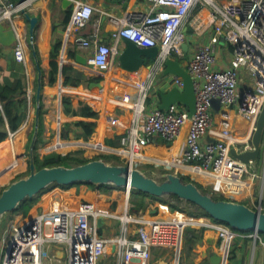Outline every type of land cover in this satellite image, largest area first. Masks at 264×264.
I'll return each instance as SVG.
<instances>
[{"label":"built area","instance_id":"1","mask_svg":"<svg viewBox=\"0 0 264 264\" xmlns=\"http://www.w3.org/2000/svg\"><path fill=\"white\" fill-rule=\"evenodd\" d=\"M35 1L23 0L19 3L0 0V24L13 27L14 16L28 11ZM70 1L72 11L69 25L72 30L80 31L90 22L94 8L83 0ZM146 1L150 6L144 13H131L123 18L110 16V21L116 27L112 34L115 41L128 40L140 49L156 47L157 55L144 77L134 79L138 71L129 74V80L133 79L137 92L131 106L129 125L120 137V147L111 148L97 143L100 144L99 149L92 146L98 153L95 156L102 158L114 153L123 165L136 168L146 161L144 149L153 138L160 137L171 144L186 130L185 149L178 161L180 164L176 165H195L205 176L211 174L214 179L208 193L213 196L227 199L224 185L244 192L249 185L245 177L249 175L251 163H243L230 154L227 139L234 122L229 114L236 108L237 114L251 123L252 132L264 103V0ZM190 23L198 35L211 32L209 42L198 47L185 67L193 79L195 111L190 114L178 104L171 105L167 110H159L160 101L154 108L149 107L148 100L156 74L163 73L168 59L181 61L186 56L182 46L186 39L185 29ZM13 32L17 41L15 59L24 63L19 34ZM220 40L233 49L230 66L223 70L214 69ZM73 44L80 50L93 47L86 58V65L102 72L109 70L117 53L115 47L96 44L80 34L74 36ZM241 70L249 73L253 82L252 91H238ZM170 77L167 83L171 88L181 89L182 79ZM211 99H218L221 105L220 138L202 144L203 137L214 122ZM14 135L15 132H9L8 138L12 139ZM128 194L126 191V196ZM261 195L257 208L264 211ZM126 196L119 213L113 210L102 213L95 203L81 202L76 207L46 206L31 218L12 223L7 230H2L0 236V264L59 263L56 251L63 254V264H100L109 255L112 257L110 264H154L150 262V252L158 247L173 249L175 264H179L178 247L182 245L186 228L215 231L219 238V249L223 251H228L231 240L242 235L205 215L192 217L177 211L174 213L176 215L171 214L172 217L153 219L142 215L143 212L131 213L129 196ZM103 218L119 222L116 235L103 237L99 234L97 221ZM132 226H135L134 233ZM254 238L264 252L262 237L258 235Z\"/></svg>","mask_w":264,"mask_h":264},{"label":"crops","instance_id":"2","mask_svg":"<svg viewBox=\"0 0 264 264\" xmlns=\"http://www.w3.org/2000/svg\"><path fill=\"white\" fill-rule=\"evenodd\" d=\"M83 1L92 5L94 11L88 25L80 31H74L70 27L69 21L72 5L63 7L62 0H36L28 9L29 15L37 18L33 41H31L29 36V24L23 15L17 14L14 16L13 27L10 28L19 34L20 45L25 55L24 63L16 61L14 56L17 41L10 46H5L0 40V90L3 87H10L15 82H18L23 94L16 97V99L26 100L28 105L27 111L21 115V124L15 131L14 137L12 139L8 138V141L0 146V192L14 180L28 174V146L35 126V95L37 89V66L32 54L33 50L37 54V61L42 71V89L40 96V110L42 107V113L39 122L36 155L42 157L56 153L63 156L75 155L82 159H87L85 158L87 156L86 154H90L94 155L91 159H95V155L98 153L94 151L92 146L98 149L97 143L107 144L108 146L106 147L112 145L111 148L120 147V137L125 133L129 125L131 106L135 100L137 91L132 81L133 79L129 80V77L128 79H123L119 75L120 66L117 58L119 53L125 48V45L123 41H115L112 38L116 27L110 21V16L114 15L123 18L131 13H144L149 9L150 5L146 0ZM4 25L5 27H9L8 24ZM5 32L3 30L4 34ZM185 33L186 36L191 37V42L185 58L179 61L183 68L186 67L188 59L196 53L198 47L208 43L211 37L210 31L203 35H198L191 23L186 27ZM77 34L90 38L96 44L115 47L117 53L113 56L109 70L102 72L95 67L86 64L83 65L77 61V56H80L86 61V58L90 56L91 50L93 49V47L88 50L78 49L73 44L74 36ZM57 45H59V52L55 61L58 65V71L54 77V82L50 83V63L53 60L50 54ZM232 56L233 50L224 41L220 40L216 48L214 69L223 70L229 67ZM65 66L74 69L65 75L71 79L72 84L68 86H64L63 84L64 75L62 74V68ZM147 71V68L142 67L138 70L134 79L144 77ZM169 77H165L162 72L156 74L154 88H152L151 97L148 100L149 107L154 108L158 104L157 102L160 101V94L166 93L171 89V85L167 83L171 79ZM91 84H98L100 87L99 89L96 87V89H90ZM252 88L253 82L249 77V73L246 70H241L238 77V91L244 93L252 91ZM63 96H69L73 107L78 110L81 109V105L91 104L94 100L92 106H96L97 117L95 120L86 119L87 121H95L96 123L95 133L89 140L63 136L62 129L64 124L73 119L71 115H65L62 111ZM79 103L81 104L79 105ZM78 112L80 114L81 111ZM220 115L221 113H216L212 109L214 122L207 134L203 137L202 144L220 138ZM229 117L234 122V128L230 137L227 139V144L230 148L236 147L239 150L251 149V123H248L240 117L237 114L236 108L232 110ZM74 119L84 120L81 117ZM185 145L186 130H183L180 136L171 144H168L160 137H155L144 149L146 161L140 163L138 167L144 170L153 168L157 173L174 171L180 176H189L194 182H198L207 191H210L214 179L211 174L205 176L202 171L197 170L195 165H189L187 167L176 165L182 158ZM54 147L57 148L54 149ZM77 147L83 148L74 149ZM85 148L89 149V153L85 151ZM79 150H83L84 152ZM80 153L82 154L80 155ZM263 155L264 148L258 161L251 163L249 166V175L245 177L249 185L244 192H239L236 189L228 188L229 186L224 185L223 191L228 193L227 199H232L254 208L259 204L261 190H263L261 196L262 201H264ZM108 156L114 161L119 160L114 153ZM253 174L256 176H253ZM256 182L259 184V196L255 190ZM116 200L118 198L115 193L101 198L83 185H75L66 189L53 188L41 196L40 211L51 204L54 206L76 207L81 202H93L101 210H107V208L110 209V207H107L108 202L111 206ZM105 203L107 206L103 207L101 204ZM116 209L117 213L121 211V208L118 206ZM40 211L33 214V216ZM135 213H139V211ZM143 213L142 215L146 217L157 219L160 217H169L171 212L168 204L161 205L156 202L150 204ZM26 219L28 218H24L23 214L16 213L7 223L12 224ZM116 222L118 223L117 220ZM102 225L104 227L103 220ZM131 230L134 233L135 226H132ZM195 230L199 231L200 229L195 228ZM118 231L117 229H107L104 235H100L103 237H112ZM233 245L236 249L237 261L234 264H264V252L258 240H255L248 234H243L230 241L228 251H223L219 249L217 233L210 229H203L201 238L193 247L188 242L186 243V240L182 241L178 263L211 264L209 262L210 258L213 255H217L220 257L219 264H229V255ZM172 250L165 247L152 248L150 252L152 262L154 264H175V258L170 260ZM55 253L60 260L59 263L47 261L46 264H63V254L57 253V251ZM103 260L100 261V264H105Z\"/></svg>","mask_w":264,"mask_h":264},{"label":"water","instance_id":"3","mask_svg":"<svg viewBox=\"0 0 264 264\" xmlns=\"http://www.w3.org/2000/svg\"><path fill=\"white\" fill-rule=\"evenodd\" d=\"M22 1L18 0L19 3ZM71 5L72 1L62 0L63 7ZM22 15L29 24V36L31 41H33L37 18L31 17L27 11H23ZM3 30L6 31L5 34ZM0 40L5 46H10L16 41L10 26L5 27L4 24H0ZM123 42L125 48L119 53L117 58L120 66L119 75L123 79H128L130 73L136 72L142 67H149V63L157 55V48L140 49L128 40H123ZM190 42L191 37L186 36L185 43L182 46L184 53H187ZM32 54L37 66V89L35 95V126L28 146V174L14 180L0 192V232L4 219L8 215L14 214L20 203L36 197L50 186H71L78 183H88L94 187L102 185L113 186L124 189L129 193L131 190L139 191L156 198L175 197L179 201L190 203L203 211L211 220L220 222L234 231L252 232L250 236L253 238L258 235H264V211H261L257 206L252 208L247 204L230 199H215V196L199 189L193 181H183L181 176L174 171L157 173L151 169L144 170L138 166L130 168L128 165L114 164L102 159L91 160L72 167L59 165L38 170L34 162L36 154L34 148L39 131L42 71L39 67L35 50L32 51ZM76 58L79 63L86 64L85 59L80 56ZM163 75L165 77L176 76L181 78L183 86L181 89L173 87L168 92L161 93L158 109L167 110L171 105L178 104L185 107L190 114H193L195 111V92L191 75L178 61L173 59H168L165 62ZM95 87L99 89L100 85H90V89H96ZM211 108L216 113H220V101L211 99ZM263 137L264 103L257 117L255 128L251 133L252 148L239 150L236 147H232L230 148L231 156L246 164L256 162L260 156ZM127 196L130 195L128 194ZM97 226L98 228L102 226V219L97 221ZM181 247L182 245L178 247V251L181 250ZM111 251L112 253L114 252V247ZM209 262L211 264H219L220 257L213 255Z\"/></svg>","mask_w":264,"mask_h":264},{"label":"trees","instance_id":"4","mask_svg":"<svg viewBox=\"0 0 264 264\" xmlns=\"http://www.w3.org/2000/svg\"><path fill=\"white\" fill-rule=\"evenodd\" d=\"M230 48L232 49V47ZM58 52H59V45H57L51 51V54H50L51 59H53L50 63V67H51L50 83L54 82V77L58 71V65H57V62L55 61ZM73 70L74 69H72V67L65 66L62 68V74L64 75V82H63L64 86H68L72 84L71 79L65 75L67 72H70ZM22 94H23V91L18 82L17 83L15 82L10 87H3L0 90V103L2 107L0 109V146L8 141L9 132H15L19 128L21 124L20 123L21 115L27 111L28 105H27L26 100L16 99V97L21 96ZM93 103H94V100L91 102V104L81 105L82 106L81 109L78 110L73 107V103L69 96L62 97L63 113L65 115H71V118H73L72 120L64 124L63 129H62L63 136L66 135V137H73L75 139L82 138L85 140H89L90 138H92V136L95 133L96 123L95 121H87L86 119L95 120V118L97 117V109H96V106H92ZM80 104L81 103H79V105ZM41 110H42V107H41ZM41 110H40V115H39V122H40V116L42 113ZM78 111H81L80 114ZM77 117H81L84 120L74 119ZM37 141H38V138H37ZM109 146H112V145H109ZM97 147L98 149L100 148L99 145H97ZM36 148H37V142L34 148L35 152H36ZM102 158L107 162H110L111 160H113L110 156H104ZM95 159H82L75 155L74 156L72 155L63 156L61 154L54 153V154H49V155H45L42 157L35 154L34 162H35L36 168L40 170L45 167H53V166H59V165L72 167V166L87 163L88 161L95 160ZM150 169L154 170L153 168H150ZM181 178L185 182L193 181L189 176H181ZM194 183L197 185L199 189H201L204 192H207V190L203 186H201L198 182H194ZM75 185H83L84 187H87L89 191L95 192L96 195L101 198H104L102 194L109 193L110 195H112L113 193H115L117 194V196H120L124 192V189L116 188L113 186L102 185L99 187H94L93 185L88 184V183H78ZM75 185L50 186L49 188H47L45 191H43L36 197L32 199H27L26 201L20 203L15 213H21L23 214L24 218H30L31 216H33V214L40 211L41 196L44 193L50 191L53 188L66 189L69 187H73ZM215 199L227 200L225 197H222V196H215ZM156 202H158L161 205L168 204L171 212L182 211L186 213L187 215H191V216H194V215L195 216H201V215L207 216L203 211L191 205L190 203L179 201L175 197L156 198V197L150 196L143 192L133 191V190L130 191L129 205H130V210L133 212H138V211L144 212L150 204H154ZM108 206L111 209L115 210L116 202L112 203L111 206L109 205V202H108ZM202 231L203 229H200L199 231H197L195 229L189 228V230L185 233L186 243L188 242L190 246L193 247L196 244V242H198L199 239L201 238ZM251 233L252 232H249V233L240 232V234L242 235L243 234L250 235ZM260 236L264 240V235H260ZM235 262H237L236 261V249L234 248V245H233L230 251V255H229V264H234Z\"/></svg>","mask_w":264,"mask_h":264},{"label":"rangeland","instance_id":"5","mask_svg":"<svg viewBox=\"0 0 264 264\" xmlns=\"http://www.w3.org/2000/svg\"><path fill=\"white\" fill-rule=\"evenodd\" d=\"M80 148H83V147H77V148H74V149H80ZM263 148H264V137H263V142H262V146H261V152H260V155H261V153H262V151H263ZM86 150L85 151H87L88 153H89V149H87V148H85ZM79 151H81V152H84L83 150H79ZM82 153H80V155H81ZM87 156H85V158H87V159H91V158H93L94 157V155H90V154H86ZM263 158H264V155H263ZM258 161V160H257ZM111 163H116V164H119V163H121L119 160H117V161H114V160H111L110 161ZM260 169H261V167H260ZM262 185V184H261ZM262 188H263V185H262ZM255 190H256V192H258V196H259V184L256 182L255 183ZM207 192H209V191H207ZM107 195H110L109 193H106V194H102V196H105V197H107ZM125 196H126V191L124 190V192L122 193V195H120V196H117V198H118V200H116V201H114V203L116 202V207L118 206L119 208H123V202H124V200H125ZM256 196H257V194H256ZM122 200V201H121ZM256 200H257V197H256ZM118 202V203H117ZM121 204H122V206H121ZM52 205V204H51ZM103 207H106V205L105 204H101ZM107 207H109V206H107ZM120 209V210H121ZM129 209H130V205H129ZM107 210H113V209H108L107 208ZM113 211H117V209L115 208V210H113ZM130 212L132 213L133 211H131L130 210ZM171 212V211H170ZM175 212H177V211H175ZM175 212H171L170 214H169V216L170 217H172L171 216V214H174ZM135 213V212H134ZM15 212H14V214H11V216L10 215H8L5 219H4V223H3V228L1 227V232H0V236H1V233H2V230H3V232L5 231V230H7L8 229V227H9V225L11 224V223H7L8 222V220L9 219H12L14 216H15ZM174 215H176V214H174ZM10 216V217H9ZM189 216H191V215H189ZM192 217H195V215L194 216H192ZM109 220H111V221H109ZM108 221H109V225H108ZM119 223V222H118ZM118 223L116 222V220L115 219H112V218H103V224H104V227H103V225L101 226V227H99L98 229H99V234H102V235H104V233H106V230L108 229H113V230H115V229H117V231H118V229H119V226H118ZM188 229L189 228H186L185 229V231H184V234H183V240H186V237H185V232H187L188 231ZM1 247H2V245H1V241H0V251H1ZM182 253V252H181ZM172 258H175L174 257V254H173V250H172V255H171V259L170 260H172ZM111 260H112V257L109 255V256H106L105 257V259L103 260V262L105 263V264H110L111 263ZM151 263H153L152 262V260L150 261Z\"/></svg>","mask_w":264,"mask_h":264},{"label":"bare ground","instance_id":"6","mask_svg":"<svg viewBox=\"0 0 264 264\" xmlns=\"http://www.w3.org/2000/svg\"><path fill=\"white\" fill-rule=\"evenodd\" d=\"M179 158H180V156H179ZM178 164H180V163L178 162ZM97 209H98V211H100V212H102V213H104V212H105V213H106V212L109 213V211H107V210H101L100 208H97Z\"/></svg>","mask_w":264,"mask_h":264},{"label":"clouds","instance_id":"7","mask_svg":"<svg viewBox=\"0 0 264 264\" xmlns=\"http://www.w3.org/2000/svg\"><path fill=\"white\" fill-rule=\"evenodd\" d=\"M28 12V11H27ZM174 60V59H173ZM177 61V60H176ZM179 62V61H178ZM185 69V68H184ZM105 146H107V145H105ZM111 147V146H110ZM104 157V156H103ZM95 158H97V159H102V160H104L103 158H99V157H95ZM119 164H121V163H119ZM32 217V216H31ZM30 217V218H31ZM29 219V218H28Z\"/></svg>","mask_w":264,"mask_h":264}]
</instances>
